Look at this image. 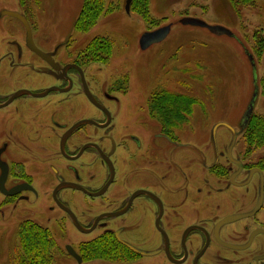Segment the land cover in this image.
Here are the masks:
<instances>
[{"label": "flooded vegetation", "instance_id": "af4514ba", "mask_svg": "<svg viewBox=\"0 0 264 264\" xmlns=\"http://www.w3.org/2000/svg\"><path fill=\"white\" fill-rule=\"evenodd\" d=\"M49 3L0 0V210L40 208L37 217L56 223L63 239L77 241L64 253L76 264H264L260 177L255 172L249 178L253 170L263 172L250 167L245 154H234L250 122L248 108L239 130L232 127L231 158L228 129L226 149L218 152L216 137L210 138L214 162L204 169L212 178L203 177L200 152L186 150L177 135L196 101L185 84L172 80L168 88L157 81L156 90L134 104L123 78L109 87L97 83L89 43L76 46L72 32L59 40L42 33V18L53 10ZM164 92L181 96L182 103L162 104ZM169 107L170 118L161 121L158 113ZM135 111L160 126L151 133L157 142L149 141ZM254 178L256 199L248 203ZM212 179L225 184L215 194L240 203H201L203 189L213 193ZM23 222L53 239L37 221ZM98 246L108 259L87 260Z\"/></svg>", "mask_w": 264, "mask_h": 264}, {"label": "rangeland", "instance_id": "374dc122", "mask_svg": "<svg viewBox=\"0 0 264 264\" xmlns=\"http://www.w3.org/2000/svg\"><path fill=\"white\" fill-rule=\"evenodd\" d=\"M82 2L50 0L53 10L42 18V33L52 40H59L65 33L72 32L73 43L83 47L87 43L91 45L95 41L110 40V57L108 60L104 57L102 61L93 60L90 75L92 77L93 74L98 79L97 83L105 86L123 78L124 85L129 87V99H134V104H138L143 95L150 96L156 90L157 81L163 85L172 80L183 82L186 93L195 97L196 101L180 121L177 135L189 145L186 150L200 152L202 176L212 178L204 169L206 165L210 168L214 162L211 131L219 123L238 131L255 88L257 95L251 118L257 116L264 121V53L260 57L256 55L253 39H264V0H257L255 6L243 7L239 11L227 0H148L144 16L141 10L127 13L126 0H103L105 9L112 6L111 9L103 12L90 29L73 30ZM208 28L222 33L213 34ZM145 34H155L149 38L146 47L141 41ZM89 47L88 51L93 55L94 49ZM99 68L101 71L97 73ZM135 113L139 123L144 121L142 124L149 129V141L157 142L152 134L161 132L160 126L149 117L142 118L138 112ZM248 127L239 135L234 154H245L249 166H258L264 174V143L255 144L257 139L250 138ZM230 138L227 129L220 127L217 130L218 152L226 149ZM210 184L213 193L209 196L205 193L209 188L203 189L201 203H240L230 194H215V189L224 188V183L219 184L212 179ZM257 185L258 179L254 178L248 187V203H255ZM235 192L232 191L233 194ZM39 214L40 208L22 212L20 205L0 210V264H18L21 254L18 226L26 219L35 220L49 229L57 245L54 264H76L64 253L68 246L75 247L77 241L63 239L57 224L41 220L36 216ZM76 236L69 234L71 239ZM82 264L116 263L95 261Z\"/></svg>", "mask_w": 264, "mask_h": 264}, {"label": "trees", "instance_id": "16d2710c", "mask_svg": "<svg viewBox=\"0 0 264 264\" xmlns=\"http://www.w3.org/2000/svg\"><path fill=\"white\" fill-rule=\"evenodd\" d=\"M232 7L239 11L240 8L243 7H251L255 6L257 0H227ZM103 0H83L82 7L80 10V14L78 18L75 20L74 28L75 29H90L93 27L98 19V17L103 13L107 12L111 9L112 6L105 9ZM148 0H132L130 4V12L133 10L140 11L142 16L147 14ZM262 37V36H261ZM254 46L255 53L258 57H260L264 53V39L260 38L258 41L255 37ZM103 46L101 48L100 46ZM90 50L95 51L92 55V59L95 61L96 59H104L108 60L112 51V42L108 39L101 40L99 42H93V44L89 45ZM102 51V52H101ZM101 52V53H100ZM103 59V60H104ZM264 95V88L262 91ZM163 101L162 104L168 106H173L175 103H182L181 96L171 94L170 92L163 93ZM188 99V95L186 96ZM190 100V99H189ZM192 101V100H190ZM193 102V101H192ZM185 103L189 104L188 100H185ZM169 107V109H170ZM163 110V108H162ZM173 112L172 109H166L165 112L159 113V119L166 120L170 118V114ZM252 117V116H251ZM248 129L250 130L249 136L250 138L254 137L257 139L255 144L260 143L262 145L264 143V121L260 117L250 118ZM248 130V131H249ZM18 236L21 248V254L18 256V264H53L54 252L56 245L54 244L53 239L49 232L33 223L23 222L20 224L18 228ZM107 251L102 247L98 246V248L93 247V253L91 257H86L87 260H96V259H104L107 260Z\"/></svg>", "mask_w": 264, "mask_h": 264}, {"label": "water", "instance_id": "95a60500", "mask_svg": "<svg viewBox=\"0 0 264 264\" xmlns=\"http://www.w3.org/2000/svg\"><path fill=\"white\" fill-rule=\"evenodd\" d=\"M131 1L132 0H126V2H125V10H126V12L127 13H129L130 12V4H131ZM205 27V26H204ZM207 28V27H206ZM208 30H210V32L211 33H213V34H221L222 32L221 31H219L218 29H214V28H208ZM155 36V34H153L152 36H149V34H145L144 36H143V39L141 40L142 41V45L144 46V47H146V46H148V42H149V38L150 37H154ZM256 95H257V92H256V88H255V93H254V97H253V99H252V101H251V103H250V105H249V107H248V111H247V118L248 119H250V116H251V114H252V111H253V108H254V102H255V98H256ZM88 96V95H87ZM91 102L93 103V100H92V97H91ZM246 123L247 122H245V125H246ZM220 127H223V128H226V129H228L230 132H231V134H232V139H231V143H230V145H229V148H228V151H227V153H228V158H231V156H230V153H231V150H232V148H233V146H234V144H235V141H236V138H237V133L234 131V129L230 126V125H227V124H225V123H219V124H216L214 127H213V129H212V131H211V138L213 139V141L215 142V137H216V132H217V130L220 128ZM239 167H240V165H238ZM258 173L259 174V177H260V187H259V195H258V199H257V203H263V200H264V180H263V174L261 173V171H259V170H253V171H251L250 173H249V178H251V176L254 174V173ZM3 179H4V176L2 175L1 176V180H0V185H2L3 184ZM1 189V188H0ZM1 191H2V189H1ZM224 222H226V221H223V223ZM68 251H69V253L73 256V257H75L78 261L80 260V258L70 249V248H68Z\"/></svg>", "mask_w": 264, "mask_h": 264}]
</instances>
